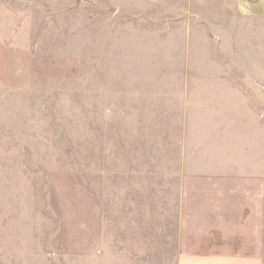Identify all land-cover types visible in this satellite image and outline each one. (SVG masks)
Masks as SVG:
<instances>
[{
    "label": "rangeland",
    "instance_id": "rangeland-1",
    "mask_svg": "<svg viewBox=\"0 0 264 264\" xmlns=\"http://www.w3.org/2000/svg\"><path fill=\"white\" fill-rule=\"evenodd\" d=\"M261 185L264 0H0V264H176Z\"/></svg>",
    "mask_w": 264,
    "mask_h": 264
},
{
    "label": "crops",
    "instance_id": "crops-1",
    "mask_svg": "<svg viewBox=\"0 0 264 264\" xmlns=\"http://www.w3.org/2000/svg\"><path fill=\"white\" fill-rule=\"evenodd\" d=\"M242 193L245 197L240 237L233 229L238 224L232 215L231 224H222V235L212 241H196L205 248L180 251L176 264H264V185L244 188ZM188 239L193 243V239ZM235 242L240 246H235Z\"/></svg>",
    "mask_w": 264,
    "mask_h": 264
}]
</instances>
